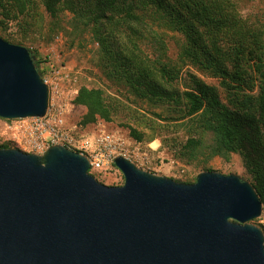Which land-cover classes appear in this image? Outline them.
I'll return each instance as SVG.
<instances>
[{
    "label": "water",
    "instance_id": "95a60500",
    "mask_svg": "<svg viewBox=\"0 0 264 264\" xmlns=\"http://www.w3.org/2000/svg\"><path fill=\"white\" fill-rule=\"evenodd\" d=\"M49 88L27 47L0 36V117H43ZM109 186L64 145L0 148V264H264V204L238 174L178 182L117 156Z\"/></svg>",
    "mask_w": 264,
    "mask_h": 264
},
{
    "label": "trees",
    "instance_id": "16d2710c",
    "mask_svg": "<svg viewBox=\"0 0 264 264\" xmlns=\"http://www.w3.org/2000/svg\"><path fill=\"white\" fill-rule=\"evenodd\" d=\"M247 1L0 0V6L5 20L23 19L27 27L34 8L57 20L68 4L72 23L84 25L99 42L98 64L106 77L157 105L153 116L186 133L180 154L195 157L202 134L213 132V155L241 154L264 204V30L243 14ZM160 28L179 34L175 57ZM199 74L221 79L229 101ZM75 103L87 109L85 124L114 121L120 112V101L101 87H80ZM128 128L144 140V132Z\"/></svg>",
    "mask_w": 264,
    "mask_h": 264
},
{
    "label": "rangeland",
    "instance_id": "374dc122",
    "mask_svg": "<svg viewBox=\"0 0 264 264\" xmlns=\"http://www.w3.org/2000/svg\"><path fill=\"white\" fill-rule=\"evenodd\" d=\"M68 6L65 4L62 7L57 20L52 19L42 7L34 8L29 11L31 16L25 19L29 23L27 27L22 24L23 19L10 22L5 20V8L0 6V21L3 24L0 26V36L4 39L11 38L17 42L15 44L20 43L29 48L50 81L47 114L59 133L57 145H66L78 151L81 141L88 139L91 150L104 147L114 159L123 156L145 171L183 183H194L197 175L204 171L226 175L235 173L251 182L241 154L233 153L229 158L213 155L214 134L211 131L202 134V144L195 157L181 155L180 142L186 139V133H175L176 129L170 126L169 121L151 114L161 108L150 101L136 98L128 87L106 77L98 64L99 42L84 25L76 27L72 23L74 13ZM243 14L251 21L263 25L264 30V4L261 0L247 1ZM159 31L166 37L170 55L175 57L179 34L166 28H160ZM55 71L58 73L55 74ZM199 75L219 89L224 101H229L221 79ZM82 86L101 87L120 101V112L114 121L98 119L93 123L83 122L87 109L75 103ZM151 120L156 128H150ZM128 126L144 132V140L134 139ZM153 133L155 138L149 140ZM10 136V130L5 131L0 124V148H18L26 153L43 154L28 144L11 140ZM113 167L101 176L95 171L91 173L106 185H122L124 176ZM252 223L264 232V209L261 217Z\"/></svg>",
    "mask_w": 264,
    "mask_h": 264
},
{
    "label": "built area",
    "instance_id": "2783aa9c",
    "mask_svg": "<svg viewBox=\"0 0 264 264\" xmlns=\"http://www.w3.org/2000/svg\"><path fill=\"white\" fill-rule=\"evenodd\" d=\"M38 68L43 81L47 84L48 88H50L49 79L43 74L41 67L38 66ZM54 73L57 74L58 72L55 71ZM0 124L5 131L8 132L10 130L11 140L28 144L43 154L51 146L57 145L59 133L47 113L43 117L19 119H6L0 117ZM90 148L91 142L88 139H84L81 141L80 149L78 150V152L85 155L89 159L91 165L90 173L95 171L101 176L107 173L111 166H114L113 169H115L116 172H120L115 165V159L111 157L104 147H96L93 150Z\"/></svg>",
    "mask_w": 264,
    "mask_h": 264
}]
</instances>
